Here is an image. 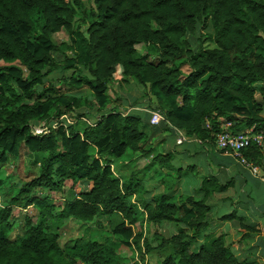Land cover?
<instances>
[{"label":"trees","instance_id":"16d2710c","mask_svg":"<svg viewBox=\"0 0 264 264\" xmlns=\"http://www.w3.org/2000/svg\"><path fill=\"white\" fill-rule=\"evenodd\" d=\"M208 24L213 33L203 32ZM199 28L193 48L189 38ZM61 31L69 41L55 45L51 36ZM139 44L152 53L140 54ZM0 62V264H127L117 250L131 245L143 246L141 260L164 250L157 264H257L238 258L222 235H206L210 240L191 250L209 224V199L233 187V178L224 184L204 178L195 191L199 198L161 193L147 200L139 166L128 176L114 175L111 165L124 156L123 167L152 157L158 174L176 169L172 153H159L149 142L140 116L110 107L108 87L120 68L123 80L147 87L157 99L161 124L201 144H214L225 122L232 132L264 127V0H93L90 10L80 0H0ZM55 73L63 76L50 77ZM84 87L97 106L93 121L82 112L90 100L71 93ZM64 114L78 122L32 133ZM81 118L92 126L79 128ZM21 148L36 156L37 172L13 184L1 170ZM261 150L251 145L244 155L258 165ZM50 193L61 194V203ZM14 208L36 213L24 218L15 237ZM101 216L118 219L110 230L115 241L81 237L60 244L64 222ZM219 219L253 229L235 212ZM143 222L181 227L167 238L155 233L153 246Z\"/></svg>","mask_w":264,"mask_h":264},{"label":"rangeland","instance_id":"374dc122","mask_svg":"<svg viewBox=\"0 0 264 264\" xmlns=\"http://www.w3.org/2000/svg\"><path fill=\"white\" fill-rule=\"evenodd\" d=\"M80 2L83 4L85 10H90V8H93V0H80ZM202 31L203 30L199 28L196 37L189 38L192 41L193 48L197 47L194 41ZM203 32L213 33V29L208 24ZM51 40L55 45H59L63 42L68 43L69 41L68 35L65 31H61L57 34L52 35ZM136 49L140 54H148L149 52L152 53L149 47L144 44L137 45ZM59 59H61V56L58 57V60ZM3 65L4 64L0 62V66ZM187 70V67L183 68L184 72H186ZM62 76L61 74L55 73L50 77L61 78ZM66 76H69V73H67ZM52 78L49 79L50 82L57 80ZM49 84V82H46L45 88H47ZM56 89L61 92V83H56ZM71 93L87 97L90 100L88 108L82 109V112L85 113V116H87L90 121L95 120L98 115V111L95 104V99L92 97L90 90L84 87L73 90ZM108 95L112 99V105L110 106L111 108H115L121 113L127 112L140 116L143 119L142 125H144L145 121V131L149 135V142L155 147V150L157 152L172 153L171 164L176 170H173L172 172L163 170L160 174H158L157 172L159 170V167L152 161V157H149L144 161L138 160V164H131L132 166L130 165L128 167H123V164L121 163L127 160L128 156H124L120 159L115 160V171L118 174L121 173L123 176H128L131 172H135L136 167L140 166L142 170L138 174H136V176L138 179L141 178L143 189L147 190L148 192L147 194L142 195L143 197L147 196V200H149L152 195L161 193H167L182 197L193 195L194 197L199 198V195L195 191L201 186L204 178L214 176L218 179V182L220 184H224L230 180L228 176L226 177L223 174L218 173L217 165L212 163L211 158L208 156V153H206L203 146L201 147L197 144L191 145L188 143L177 145L176 135L174 131H170L163 124H159L158 126L153 127L148 123L150 112L158 111L157 99L151 95L147 87L139 85L130 79L123 80L120 75V68L115 73L114 80L109 83ZM256 98L260 99L258 92L256 94ZM132 108H138L140 110L136 111ZM141 110H143V112ZM38 125L39 124H37L36 126ZM82 126L83 125H79V128H82ZM209 151L213 154V156H218L211 149L210 144ZM234 168L236 169L235 174ZM234 168H231L230 172H232L231 176L236 175L235 177L237 179V184L235 185V187L229 188L225 193L215 194L209 199L208 204L212 206L209 224L207 226V229L201 234L204 237H202L200 241L195 243L191 250L198 249V246L200 244H202L204 241L210 240V238L206 237V235H210L211 238L215 236L216 229L224 223L219 219L221 216L230 214L233 211H236L235 213H237V215H241L240 212H243V209H246L245 207L248 204L247 197L239 193V190L242 187L244 180H248L249 175L243 173L236 167ZM36 172V156L28 153L25 148H21L18 157H8L7 163L2 167L1 175L4 178L9 176L12 181L11 183L16 184L29 181L32 176L36 174ZM260 175L261 171L258 172V176ZM247 183V189H251L255 196L262 195V198L259 201L261 205L264 206V191L260 190L258 186L251 181H248ZM50 196L54 198L53 200L55 202L61 203V194L50 193ZM2 201L3 198L0 196L1 204ZM252 212L253 211L251 209L250 213ZM35 214V211L32 209L22 211L19 208H14L11 215V222L15 224L17 228L12 236L15 237L21 235V229H19L18 227L22 226V222L26 216L32 217L35 216ZM117 222L118 219L114 216L110 217L109 220L108 217L101 216L96 218L93 222L86 224L82 221L76 220L66 221L62 224L60 230V244L62 246L66 245L71 239L81 237H84L85 239L90 238L95 240H104L105 237H111V240L114 241V237L111 235L110 230H112V227ZM180 227V225H176L175 223L167 222H163L161 225L146 224L144 235L145 238L153 244V246H156L158 245L159 240L153 237L155 233L159 234L158 236L167 238L174 234ZM136 228L138 229V227ZM262 241V245L264 246V239H262ZM226 242L227 245H230L234 244L236 241L230 238L226 240ZM142 249L143 246L140 248V250L136 249L138 255L136 256L137 260H135L136 252L135 250L130 248V252L124 254L128 256L126 259L127 264H157V262L162 260L166 255L164 250L154 249L151 253H147L146 256L143 257V260H141L140 255L142 254ZM262 256V263L264 264V247Z\"/></svg>","mask_w":264,"mask_h":264},{"label":"crops","instance_id":"0c3cea01","mask_svg":"<svg viewBox=\"0 0 264 264\" xmlns=\"http://www.w3.org/2000/svg\"><path fill=\"white\" fill-rule=\"evenodd\" d=\"M133 110L138 111L140 109L135 108ZM141 111L143 112V110H141ZM84 119L87 121L86 118H84ZM88 122H90V121H88ZM80 124L86 125L84 122H80ZM222 126H221V128H222ZM173 131L176 135V140H177L178 136H177L175 130H173ZM185 138H186V141L183 143H188L191 145L197 144V145H200L201 147L202 146L204 147V150L206 151V153H208V156L211 158L212 163L217 165L218 173L223 174L226 177L228 176L230 179L231 178L234 179L233 187H235V185L237 184V179L235 177L236 175L231 176L232 175V172H230L231 168L236 167L237 169H239L243 173H246L247 175H249L248 180H246V179L244 180L243 185L239 190V193H241L247 197L248 204L245 207L246 209H243V212H240L241 215H238V216L244 217L246 220H245V222H243V224L247 225L249 227H252L253 229L246 231L245 229H243L241 227L240 222H238L236 220L224 221V223L221 224L216 229L215 236L222 235L225 238V241L230 239V238L235 240L236 242L234 244H230V245L228 244V245L233 250V252H235L237 254L238 258H240L241 260H243V259L255 260L257 262V264H263L262 263V261H263L262 253H263V247L264 246L262 245V243H263L262 239H264V206H262L260 201H259V200H261L262 195L255 196L251 189H247V184H248L247 182L251 181L252 183L257 185L260 190L264 191V147L261 150L262 158H261L260 163L258 165H255L254 163L249 161L250 163H252L257 168L256 173L253 174L251 172V170L242 166L236 160H234L231 157L227 156L226 154L218 151L216 149V147L214 146V144H210L211 149L218 156H213V154L210 153L209 143L201 144L200 141H196L194 139H189L186 136H185ZM182 144H180V145H182ZM114 166H116V165H114ZM259 171H261L260 176H258ZM235 173H236V169H235L234 174ZM154 195H152V196H154ZM251 209L254 213L253 212L250 213ZM233 212H236V211H233ZM115 240L116 239L114 238V241ZM127 252H130V248L126 247V246H121L117 250V253L125 259H127V257H128V256L124 255Z\"/></svg>","mask_w":264,"mask_h":264},{"label":"built area","instance_id":"2783aa9c","mask_svg":"<svg viewBox=\"0 0 264 264\" xmlns=\"http://www.w3.org/2000/svg\"><path fill=\"white\" fill-rule=\"evenodd\" d=\"M127 114H128L127 112L123 113V115H127ZM149 115H150L149 124L151 126H158L159 124L165 121L162 114L159 111H151ZM84 121L88 123L86 120ZM74 124L75 121L73 118L64 115L53 120L51 123H48L46 121L41 122L38 126L32 129V133L34 135H42L48 133L50 129H54L59 126L67 127ZM208 127H209V123L206 122V128ZM174 130L178 136L176 143L180 145L183 142H185L186 138L184 136V133L177 129ZM213 136H214L215 146L218 150L222 151L227 156L236 160L242 166L251 170L253 174L256 173L257 168L247 160L244 153L248 150V148L251 147V145H256L260 148L264 147V127H256V125H253L245 130L239 132H232L231 123L225 122L222 128L220 129V131L214 134ZM111 170L113 171L114 175L117 176L115 172V167L112 165H111ZM131 202L133 204H136V206L139 208L141 212H144L141 206L136 202V196H133L131 198ZM145 226H146V222L143 223L144 232H145ZM140 245L142 246V243ZM131 248L135 250L136 252L135 260H137L136 257L138 255L137 250L133 245H131Z\"/></svg>","mask_w":264,"mask_h":264},{"label":"bare ground","instance_id":"6f19581e","mask_svg":"<svg viewBox=\"0 0 264 264\" xmlns=\"http://www.w3.org/2000/svg\"><path fill=\"white\" fill-rule=\"evenodd\" d=\"M64 115H66V116H68V117H70V118H73L74 119V121H75V124L78 122V120H76L74 117H71V116H69V115H67V114H64ZM64 115H62V116H64ZM85 119L84 118H81L80 119V122H84L86 125H90V126H92L91 124H90V122H88V120H87V122L89 123H86L85 121H84ZM59 127H62V128H64V129H67L69 126H67V127H64V126H59ZM58 128V127H57ZM54 129H56V128H54ZM54 129H50V131L51 130H54ZM49 131V132H50ZM48 132V133H49ZM48 133H46V134H48ZM42 135H45V134H42ZM185 135V134H184ZM186 136V135H185ZM214 145H215V142H214ZM216 147V146H215ZM217 149V148H216ZM218 150V149H217ZM218 151H220V150H218ZM220 152H222V151H220ZM223 153V152H222Z\"/></svg>","mask_w":264,"mask_h":264},{"label":"clouds","instance_id":"9594fccd","mask_svg":"<svg viewBox=\"0 0 264 264\" xmlns=\"http://www.w3.org/2000/svg\"><path fill=\"white\" fill-rule=\"evenodd\" d=\"M1 204V203H0ZM22 211H26V210H22ZM144 223V222H143Z\"/></svg>","mask_w":264,"mask_h":264}]
</instances>
